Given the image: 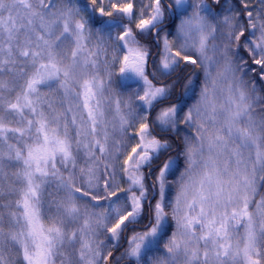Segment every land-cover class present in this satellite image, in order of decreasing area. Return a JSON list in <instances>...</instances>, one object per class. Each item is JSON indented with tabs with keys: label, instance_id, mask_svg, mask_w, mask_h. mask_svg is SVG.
<instances>
[{
	"label": "snow or ice",
	"instance_id": "1",
	"mask_svg": "<svg viewBox=\"0 0 264 264\" xmlns=\"http://www.w3.org/2000/svg\"><path fill=\"white\" fill-rule=\"evenodd\" d=\"M0 264H264V0H0Z\"/></svg>",
	"mask_w": 264,
	"mask_h": 264
},
{
	"label": "rangeland",
	"instance_id": "2",
	"mask_svg": "<svg viewBox=\"0 0 264 264\" xmlns=\"http://www.w3.org/2000/svg\"><path fill=\"white\" fill-rule=\"evenodd\" d=\"M83 163V161H81V164ZM118 180H119V178H118ZM120 183H121V186L122 187H127V185L125 184V183H123V181H119Z\"/></svg>",
	"mask_w": 264,
	"mask_h": 264
},
{
	"label": "trees",
	"instance_id": "3",
	"mask_svg": "<svg viewBox=\"0 0 264 264\" xmlns=\"http://www.w3.org/2000/svg\"><path fill=\"white\" fill-rule=\"evenodd\" d=\"M253 2H254V0H253ZM151 63V62H150ZM55 99V98H54ZM241 231H242V229H241Z\"/></svg>",
	"mask_w": 264,
	"mask_h": 264
}]
</instances>
